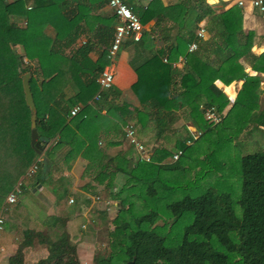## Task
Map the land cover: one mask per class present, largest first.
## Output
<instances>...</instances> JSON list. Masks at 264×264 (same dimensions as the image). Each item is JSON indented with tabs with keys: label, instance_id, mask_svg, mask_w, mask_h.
<instances>
[{
	"label": "trees",
	"instance_id": "16d2710c",
	"mask_svg": "<svg viewBox=\"0 0 264 264\" xmlns=\"http://www.w3.org/2000/svg\"><path fill=\"white\" fill-rule=\"evenodd\" d=\"M70 1L0 0V213L5 196L17 184L19 196L26 192L24 178L33 181L30 187L49 185L54 173L69 170L80 157L88 161L82 177L103 184L107 198L116 204L113 216L102 223L111 227L108 255L94 256L93 264H264V150L241 154L231 143L247 130L264 127V103L260 108L257 93L260 78L244 74L238 63L249 57L252 70L264 74V52L251 56L253 34L242 32L241 9L216 11L203 0H179L172 8L177 33L171 51L165 62L157 51L133 69L136 82L131 91L140 107L129 111L123 104L114 106L119 93L113 85L99 91L96 83L109 64L107 49L91 68L86 46L64 53L78 24H88L90 9L83 2L93 0H76V12L67 19L62 12ZM147 14L144 10L137 17L142 21ZM201 21L206 40L195 37ZM46 26L54 30L53 37L45 33ZM191 43L196 49L188 53ZM204 50L213 54L214 63L204 57ZM177 56L183 58V71L175 82L171 64ZM24 75L34 111L24 100ZM237 80L242 85L230 104L213 83L226 86ZM68 88L73 93L66 97ZM225 92L231 94L229 88ZM260 92L264 94V85ZM96 93L99 98L92 101ZM73 107L79 112L70 116ZM206 114L217 122L207 120ZM32 116L40 146H46L40 153L30 145ZM176 120L183 122L190 145L165 134ZM129 125L146 160L136 152L133 160L111 159L98 150L101 129L118 133ZM145 134L150 137L144 144L139 135ZM32 165L33 175L25 177ZM116 172L125 180L114 191ZM55 184L62 193L69 186L64 179ZM53 222L63 228L61 219ZM17 224L2 221L1 230ZM19 237L6 264H24L23 250L34 242L46 251L37 264H80L76 244L64 230L50 238L23 229Z\"/></svg>",
	"mask_w": 264,
	"mask_h": 264
},
{
	"label": "crops",
	"instance_id": "0c3cea01",
	"mask_svg": "<svg viewBox=\"0 0 264 264\" xmlns=\"http://www.w3.org/2000/svg\"><path fill=\"white\" fill-rule=\"evenodd\" d=\"M83 1L84 0H79V2ZM122 1L136 16L138 13L141 15L144 10H147V15H149L147 18L142 15L143 22L140 21L142 25L141 36L144 33H148V38L145 37L141 40L139 39L137 42H128V40H124L116 58L110 66V71L113 74L112 87L119 93L113 100L114 106H120L123 104L129 111H132V109L140 107L137 98L131 91V86L136 82V74L133 69L142 64L148 57L157 51L162 53V61L168 56L174 44V37L177 33V28L174 27L173 24V20L177 18V15L172 8L178 4L179 0ZM249 1L250 0H203L208 7L215 9L216 11L227 10L232 6H238L237 2L242 3L238 6L242 11V32L244 34L247 32L253 34L250 54L251 56L258 57L264 52V17L257 9L251 7ZM83 3L90 9L88 14L89 19L87 20L88 24L80 22L76 27L78 28L77 31L75 30L76 32H73L72 37L74 40L69 45L67 44L66 47H63V49L64 53L71 54L76 49L86 46V61L88 67L91 68L108 48L117 21L114 19L111 10L105 5V3H102L101 1L95 2L94 0L91 3L88 1H84ZM75 12L76 0H72L67 4L62 13L66 14L67 19H69L75 14ZM203 25L204 21H201L198 24L199 27H202ZM45 33L51 37L54 36V30L50 26L45 27ZM207 38L208 35L204 33L202 39L206 40ZM150 39L152 40V44L149 43ZM203 54L208 61L214 63L213 54L208 51H205ZM181 59V56H177L171 64L176 75L174 78L175 82L183 71V63L181 62ZM248 59L249 57L240 59L238 63L242 66V72L244 74L250 77L256 76L260 78L257 93L259 96L258 103L260 108H262L264 94L260 91L264 85V74L253 71ZM107 66L108 65L104 66V68ZM213 85L226 96L231 104L241 88L242 81H233L226 86L219 81H214ZM226 88H229L230 95L226 94ZM65 92L67 95L66 97H69L73 93L70 88L66 89ZM88 105H91V103L88 102ZM228 109L229 105L223 110L222 114H225ZM100 113L104 114V111H101ZM113 114L115 116V112H113ZM189 128L192 129L190 126L186 127L187 131H190V134H195L194 129L189 130ZM122 129L123 127L120 128L118 133L109 130V128L101 129L97 139V148L107 156V158L113 159L116 156H126V158L133 160L135 158V151L129 147L125 140L121 139ZM257 129L264 133V127L260 126L257 127ZM139 137L141 142L145 144L149 140L150 134H145V136L139 135ZM196 138L194 137V139ZM177 140L185 142V145H190V142L186 140V137H183L182 139L178 138ZM150 143L149 146L151 145ZM45 148L46 146L43 151ZM87 162L88 161L77 157L69 170L66 171L61 169L59 174L54 173L49 185H36L39 187H30V184L33 183V181L24 178L22 180L23 186H25V191L28 192L21 194L19 199V202L21 201L20 203L25 205V201L21 200L22 197L25 198L27 202L29 201L31 203V206L38 210L39 214L43 216L44 213L46 215V218H43L40 222L35 221V226L38 225L43 229L44 226L48 225L53 228L64 230L69 235L72 242L76 244V252L80 264H82L81 259H83L80 254L84 244V240H80V237L82 236L81 234L85 229H102L104 226L110 227V223H102L109 221L116 209L114 207L116 204L111 201V199L107 198L103 184L98 185L94 183L93 180L82 177V172ZM109 165L111 167L113 166L112 163H109ZM59 179H64L69 185L64 193H62V188L55 184ZM124 180L125 176L120 172H116L114 191L116 190L115 187H118L124 182ZM52 188L54 191H52ZM96 196H102L106 199L100 198V201L96 202ZM52 217L61 219L63 222V228L57 224L53 226L54 222ZM100 217L104 220H101ZM17 223V226L5 227L0 231V264H6L7 258L12 256L17 248L20 232L24 229L19 222ZM40 228L39 231H42ZM35 245L37 247L40 246L35 242L32 246L26 249L34 251L36 249L31 248Z\"/></svg>",
	"mask_w": 264,
	"mask_h": 264
},
{
	"label": "rangeland",
	"instance_id": "374dc122",
	"mask_svg": "<svg viewBox=\"0 0 264 264\" xmlns=\"http://www.w3.org/2000/svg\"><path fill=\"white\" fill-rule=\"evenodd\" d=\"M182 124L183 122L181 120H176L174 124L165 132V134L170 135L175 139H182L183 137H185L182 129ZM253 129L255 131L247 130L239 136L233 137L231 139L232 145L237 146L241 154H251L264 150V133L262 131H259L257 128L255 129V127ZM189 130H193V128H189ZM220 132H223V130L220 129ZM208 136L214 137L212 135ZM20 197L21 196H19V198L17 199V203L19 202ZM21 200L25 201V205H22L20 201V206H18L17 203L14 206H6V209L0 213V218L2 219V221L9 224L13 223L14 220H16V222H19V224L24 227V229H32L34 232H41L42 234L48 235L50 238H53L54 234L61 232L60 229L53 228L48 225L44 226L43 229H41L38 225L35 226L34 222H40V220L46 218V215L44 213L43 216L39 214L38 210L31 206V203L29 201L27 202L25 198L22 197ZM39 228L42 231H39ZM110 231L111 227L109 226H104L102 229L92 228L84 230V232L81 234L82 236L80 237V240H84V244L82 246L83 249L80 254L83 257V259H81L82 264H93L92 259L94 256H98V258L102 259L107 257V234ZM33 248H35L36 250H23V260L25 262L24 264H37L38 260L45 257L46 251L43 245H40L38 247L35 245L31 249Z\"/></svg>",
	"mask_w": 264,
	"mask_h": 264
},
{
	"label": "built area",
	"instance_id": "2783aa9c",
	"mask_svg": "<svg viewBox=\"0 0 264 264\" xmlns=\"http://www.w3.org/2000/svg\"><path fill=\"white\" fill-rule=\"evenodd\" d=\"M104 1H105V5L111 10L112 15L117 21V24L114 27L112 40L107 48V60L109 64L106 68L103 69L101 74L96 79V83L99 87V91L108 90L113 85V74L110 71V66L113 63L114 59L116 58V55L122 45L123 40L126 37H130L133 41H138L142 32V25L140 23V20L136 15H134L130 11V9L121 0H104ZM241 4H242L241 2H237L238 6H240ZM249 4L251 5V7L257 9L260 13L264 12L263 0H250ZM29 9L30 6L26 5V10ZM204 33H205L204 29L202 27H199L195 31V37L197 39H201L203 38ZM195 49H196V44L191 43L187 48V52L188 53L193 52L195 51ZM163 61L165 62V60ZM181 62L183 63V58L181 59ZM98 98H99V93H96L93 96L92 101H97ZM78 112H79V108L73 107L70 110L69 115L74 116ZM205 118L213 123H216L218 120L211 114H206ZM123 133H124V140L127 142V144L131 146L137 154H140L141 157L140 159L146 160L147 157L143 154L145 149L143 145L138 140H136L135 131L133 127L131 125L124 127ZM179 154L180 153L174 155L173 159H176ZM34 170H35V166L32 165L27 170L25 177H31L34 173ZM18 185L19 184H17V186H15L5 196L3 203L4 205L2 206L3 210L6 209V206H11L15 204L20 193ZM1 225H2V219L0 218V230H1Z\"/></svg>",
	"mask_w": 264,
	"mask_h": 264
},
{
	"label": "water",
	"instance_id": "95a60500",
	"mask_svg": "<svg viewBox=\"0 0 264 264\" xmlns=\"http://www.w3.org/2000/svg\"><path fill=\"white\" fill-rule=\"evenodd\" d=\"M28 75H24L22 78V89L24 94V100L27 106L31 108L32 111H34V107L32 104V98L29 91L28 83H27ZM42 139L38 138L36 131H35V123H34V116L31 117V124H30V145L34 149L36 153H40L43 151L44 147L40 146V142ZM43 142H45L43 140ZM39 187V186H36Z\"/></svg>",
	"mask_w": 264,
	"mask_h": 264
}]
</instances>
